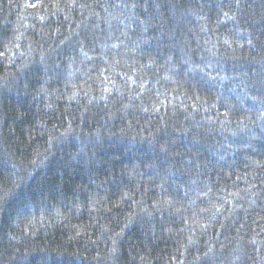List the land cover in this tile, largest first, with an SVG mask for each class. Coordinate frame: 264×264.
<instances>
[{"label":"trees","instance_id":"16d2710c","mask_svg":"<svg viewBox=\"0 0 264 264\" xmlns=\"http://www.w3.org/2000/svg\"><path fill=\"white\" fill-rule=\"evenodd\" d=\"M0 264H264V0H0Z\"/></svg>","mask_w":264,"mask_h":264}]
</instances>
